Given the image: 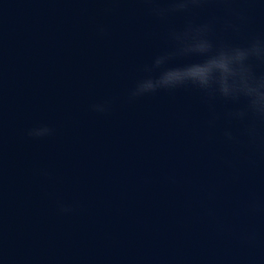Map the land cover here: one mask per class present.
Wrapping results in <instances>:
<instances>
[{
  "label": "water",
  "instance_id": "water-1",
  "mask_svg": "<svg viewBox=\"0 0 264 264\" xmlns=\"http://www.w3.org/2000/svg\"><path fill=\"white\" fill-rule=\"evenodd\" d=\"M171 7L0 0V264H264V117L194 87L130 98L190 25L264 41V0Z\"/></svg>",
  "mask_w": 264,
  "mask_h": 264
},
{
  "label": "clouds",
  "instance_id": "clouds-1",
  "mask_svg": "<svg viewBox=\"0 0 264 264\" xmlns=\"http://www.w3.org/2000/svg\"><path fill=\"white\" fill-rule=\"evenodd\" d=\"M151 2V0H149ZM200 0H172L170 9L157 10L181 11ZM208 25L189 26L181 33H173L175 50L157 56L152 65H145L143 71L149 73L140 80L130 93V98L155 93L158 90H175L194 87L211 97L217 93L226 99H248L249 107L264 117V76L257 77L250 60L264 62V41L255 40L247 47H237L222 43L216 45L209 38ZM200 56L202 61L179 67H167L169 61L177 56ZM159 70L158 76L151 73ZM94 110L104 111L102 106ZM51 133L47 127L29 131L30 136H43ZM68 211V209H62Z\"/></svg>",
  "mask_w": 264,
  "mask_h": 264
}]
</instances>
